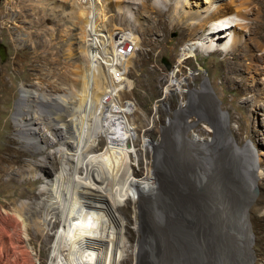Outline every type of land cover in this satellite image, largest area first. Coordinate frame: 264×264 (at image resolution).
Instances as JSON below:
<instances>
[{
    "label": "rangeland",
    "instance_id": "obj_1",
    "mask_svg": "<svg viewBox=\"0 0 264 264\" xmlns=\"http://www.w3.org/2000/svg\"><path fill=\"white\" fill-rule=\"evenodd\" d=\"M87 1L0 0V264L58 262V257H51L60 221L41 203L47 192L39 190L45 181L42 174L51 178L62 164L55 153L61 145L55 107L60 97L78 96L80 79L86 75L88 65L96 66L99 79L104 78L107 70L90 56L91 49L99 46L97 53L104 57L99 43L108 44L116 30L129 32L134 39L128 38L132 50L121 61L122 65L126 58L122 68L131 86L114 96L121 105L132 103L133 109L125 114L133 135L131 141H125L130 150L106 156L109 169L116 170L121 179L117 187L118 213L113 221L123 228L125 245L124 258L115 264H136L145 216L153 220L151 223L156 216L167 218L163 183L155 177L159 185L150 190L146 183L136 181L154 176L153 162L165 157L168 147L172 148L171 157L180 149L186 150L192 161L210 158L212 162L202 164L211 166L216 179L212 183L223 188L231 179L230 173L236 172L232 182L238 187L231 202L246 200L243 215L252 236L253 264H264V177L260 174L264 168V106L258 105L264 102V96L253 90L264 86L263 74L259 78L253 73L250 60L242 59L238 51H231L235 55L213 52L201 46V41L195 46L186 45L192 38L191 30H187L191 21L182 16L194 0H187L189 4L185 3L184 8L179 1L185 0ZM89 2L93 7H88ZM243 2L249 8V19L242 21H248L245 29L251 32V44L260 41L264 51V0ZM201 4V8H207V4ZM193 8L196 10V6ZM89 10L95 11L93 25L92 17L86 16H91ZM210 30L208 23L199 33L206 35ZM236 30H240L239 25ZM88 35H92L91 40L94 36L99 39L95 46L89 44ZM225 38H219L218 43L226 42ZM208 41L206 38L205 43ZM253 52L262 55L256 46ZM21 86L30 92L20 118L24 122L32 120L43 132L40 150L26 143L35 135L20 131L15 121ZM73 108L88 133L101 115H106L103 121L114 123V112L108 111L107 104L98 108L91 103L85 109L75 101ZM115 125L96 133L95 151L121 138V127ZM78 174H82L81 167ZM220 190L218 193L225 198L226 190ZM88 192L95 201V189ZM93 208L100 207L94 204ZM46 215L50 225L40 232ZM66 233L70 234L68 228ZM9 247L17 252L7 253ZM62 248L59 246V250ZM77 257L75 254L71 263Z\"/></svg>",
    "mask_w": 264,
    "mask_h": 264
},
{
    "label": "bare ground",
    "instance_id": "obj_2",
    "mask_svg": "<svg viewBox=\"0 0 264 264\" xmlns=\"http://www.w3.org/2000/svg\"><path fill=\"white\" fill-rule=\"evenodd\" d=\"M201 1L204 4H207V8H201ZM243 1L244 0H194L192 3L190 2V4L187 0L184 2L179 1L182 8L185 7V3L186 6L187 3L189 4V6H187L189 9L185 10L183 14L184 16H182L185 18V21H191L187 23V27H189L187 30H191L192 38L188 39L186 45L188 46L191 44L195 46L197 41H201V46L210 48L213 52H218L220 50L227 51V54L235 55L231 51L235 53L238 51L239 56L242 57V59L246 57L250 60L253 73L260 78L262 74V76H264V64H259L257 62L264 61V51H262L263 43L255 41V43H253L254 45L251 44L252 38H249L251 32H248L245 29L247 28L248 21H242L249 19L247 17L249 8L247 9V6L244 5ZM89 4L88 7H93L91 2H89ZM193 6H196V10H194ZM89 11L88 12L91 13V16H89V14L86 16L87 18L92 17V21L94 18L93 13L95 11ZM235 17L236 19H234ZM87 21L89 22V20ZM208 23H210L211 28L208 34L202 35V33H199V31L203 30L204 26ZM237 24L240 29L238 31L236 30V27L238 26ZM92 25L89 24L90 28ZM90 34L92 33L90 32ZM121 34L123 37H127L126 39H134V36H131L129 32V35L127 32H122ZM88 36L89 38L92 37V35ZM221 37H226L224 39L226 42H222L220 45L217 40ZM93 38L97 39L96 36ZM206 38L209 39L207 42L209 44L205 43ZM129 39L126 41V54L128 55L132 50L130 48ZM91 44L94 45V43ZM242 44H244L243 48H241ZM254 46L260 48L262 52L260 53L262 54L261 56H258V53L253 52ZM91 50L93 52L89 54L90 56H93V59L96 58V54L97 57L101 56L98 55L96 47H92ZM124 61H126V58L123 60L122 66H126ZM240 61H238V63ZM96 62L98 61L96 60ZM87 67V72H85L86 75L84 74L80 79L82 81L78 87V96H64L57 100L58 104L55 107V118L58 123L56 126L58 125L59 128L58 134L61 145L55 149V153L62 163L61 169L51 178H48L46 174H42L45 177V181L39 188V190L47 192L45 201L41 203H44L47 210L51 211L50 215L52 217H55L60 221V228L56 232L54 254L51 257V259L56 257L59 259L58 262L53 263L50 261L49 264H73L71 263V258L73 256L75 257V254H78V259H75L76 261H74V264H78L79 262L82 264H115L116 261L120 260L122 257L124 258V249L122 246L125 237H123V228L117 226L113 221L114 214L118 213L116 211L119 203L117 187L121 179H119V174L116 170H112V168L109 169L111 166L110 163L106 161V156L111 152H124L130 150L125 144V141H131L133 135L131 133V128H129L127 124L125 114L133 109L131 105L132 103L128 101L121 105L120 103H116L117 100L115 101L114 96L119 93V90H128L131 83L125 76L124 68H122L124 72L122 70L118 75L114 74V80L108 71V66L105 67L107 73H104V78L101 77L100 79L98 75L99 72L97 73L98 68H94L96 66L93 67L88 65ZM256 80L257 78L255 81ZM253 90L260 97L264 96L263 84L259 85L258 88L253 87ZM20 91L22 93L17 101L15 121L18 120L17 124L20 131L27 130V132L35 135L34 140L27 141L26 143H33L31 145L38 150L43 149L40 144L43 132H41L37 126L33 125L32 120L24 122L23 119L20 118L22 115V107L26 104L30 90L27 87L21 86ZM260 97L258 98L259 100L261 99ZM75 101L76 104L82 105L85 109H87L91 103L98 106V108H102L107 104L108 111L114 112V123L111 124L110 122L103 121V118L106 115H101L99 116L101 120L91 125V133H88L89 130L85 126V123H83L81 116H78L79 113H77V109L73 108ZM258 105L260 107L262 105L264 106V102L261 104L259 103ZM68 114H71L72 116L67 117ZM114 124L120 125L121 131L123 132L120 135L121 138L117 142H109V144L104 146L103 150L95 151V148L97 147L96 138L98 137L96 136V133L102 129H108ZM116 125L115 128H117ZM181 148L183 149L184 147L181 146ZM192 159L193 158L190 157L186 150L178 149V151H175L171 159L168 160L172 177L174 178V176H178L179 174V177L185 180V183L181 181L182 184L186 186V183L189 182L190 179L187 175V171H189L188 169L191 171L192 168H195V172L193 173L195 177L196 175L198 176L195 178V181L198 183L200 192L203 197L208 198V196H211L213 199V202L210 204L212 213L230 215V211L233 209L234 218L238 217L245 223L243 215L245 204L243 203L246 200L244 202L238 200L231 202V196H235L233 192H237L236 187H238L237 183L232 182V178H234L236 172L234 171L233 173H230L231 181L226 180V187L223 188V185L212 183V181L216 182V179L211 166L208 163L202 164L204 161L212 162L210 158H203L199 161H192ZM177 163L181 164L180 168L176 165ZM80 167L82 168V174H78V169ZM71 168L73 169L72 171ZM260 174L264 177V168H262ZM136 182H141V184L146 183L148 188H151L150 190H152L156 184V178L152 176L146 178V180ZM229 186L231 190L228 191L230 192L227 191ZM91 188L95 189V201L93 194L88 192V189L91 190ZM246 188L247 187H245V189ZM141 189L146 190V192L150 191L145 187H142ZM218 190L223 193H225L224 191L226 190V197L224 198L221 196L218 193ZM94 204H98L100 208L98 210L94 209ZM239 204H241L242 207L238 212L234 207ZM48 217V215L44 217V219H46L42 221L44 227L38 229V231L42 232L44 231V228H47L50 225L49 220H47ZM33 220L31 222H33ZM142 221H144V218ZM67 228L69 229L70 234L66 233ZM59 246H63V251L59 250ZM21 250H23V248H21ZM6 251L9 254L17 252L15 248L12 249L10 247ZM138 252L139 248L138 245H136L134 253L137 255ZM62 257L65 259L63 260ZM74 257L72 259H74ZM80 257L83 259H80ZM135 263L137 264L136 260Z\"/></svg>",
    "mask_w": 264,
    "mask_h": 264
},
{
    "label": "water",
    "instance_id": "obj_3",
    "mask_svg": "<svg viewBox=\"0 0 264 264\" xmlns=\"http://www.w3.org/2000/svg\"><path fill=\"white\" fill-rule=\"evenodd\" d=\"M171 152L168 147L165 157L153 162L154 177L164 186L168 215L164 220L163 216L154 217L153 223L144 217L137 264H253L249 224L234 218L233 209L230 215L212 213L213 199L200 192L192 175L195 168L188 169L186 186L179 174L173 178L168 164ZM241 207L234 209L239 212Z\"/></svg>",
    "mask_w": 264,
    "mask_h": 264
},
{
    "label": "built area",
    "instance_id": "obj_4",
    "mask_svg": "<svg viewBox=\"0 0 264 264\" xmlns=\"http://www.w3.org/2000/svg\"><path fill=\"white\" fill-rule=\"evenodd\" d=\"M87 4V0H80ZM88 24V23H87ZM88 27V25H86ZM105 36L103 35L102 38ZM126 38L123 37L120 30H116L111 37V40H108V44L100 41V45L102 46V50H104V57H97L96 59L100 61L102 68L106 66L109 67L108 71L110 72L112 78H114V74L118 75L122 71L121 61L122 58L128 56L126 54ZM99 39L89 38V43H98Z\"/></svg>",
    "mask_w": 264,
    "mask_h": 264
}]
</instances>
